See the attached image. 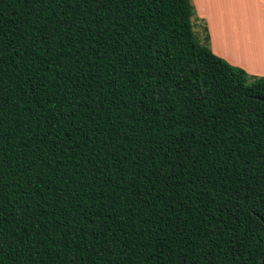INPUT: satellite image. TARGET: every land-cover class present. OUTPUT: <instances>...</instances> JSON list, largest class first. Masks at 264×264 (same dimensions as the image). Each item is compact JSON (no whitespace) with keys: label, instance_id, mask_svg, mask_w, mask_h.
<instances>
[{"label":"trees","instance_id":"trees-1","mask_svg":"<svg viewBox=\"0 0 264 264\" xmlns=\"http://www.w3.org/2000/svg\"><path fill=\"white\" fill-rule=\"evenodd\" d=\"M194 14L0 0V264L260 262L264 76Z\"/></svg>","mask_w":264,"mask_h":264},{"label":"crops","instance_id":"crops-1","mask_svg":"<svg viewBox=\"0 0 264 264\" xmlns=\"http://www.w3.org/2000/svg\"><path fill=\"white\" fill-rule=\"evenodd\" d=\"M193 27L217 56L264 76V0H191ZM206 29V30H205Z\"/></svg>","mask_w":264,"mask_h":264},{"label":"rangeland","instance_id":"rangeland-1","mask_svg":"<svg viewBox=\"0 0 264 264\" xmlns=\"http://www.w3.org/2000/svg\"><path fill=\"white\" fill-rule=\"evenodd\" d=\"M193 30H194V32H195L196 37H197L199 40H201L202 37H200L199 34L197 33V28H196V27H193Z\"/></svg>","mask_w":264,"mask_h":264},{"label":"water","instance_id":"water-1","mask_svg":"<svg viewBox=\"0 0 264 264\" xmlns=\"http://www.w3.org/2000/svg\"><path fill=\"white\" fill-rule=\"evenodd\" d=\"M262 100L264 101V98H262ZM262 220L264 222V218ZM258 264H264V256H263V258L260 260V262Z\"/></svg>","mask_w":264,"mask_h":264}]
</instances>
